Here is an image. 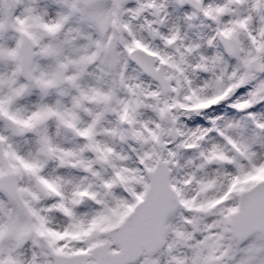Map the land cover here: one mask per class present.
I'll return each instance as SVG.
<instances>
[{"label":"snow or ice","instance_id":"snow-or-ice-1","mask_svg":"<svg viewBox=\"0 0 264 264\" xmlns=\"http://www.w3.org/2000/svg\"><path fill=\"white\" fill-rule=\"evenodd\" d=\"M0 264H264V0H0Z\"/></svg>","mask_w":264,"mask_h":264}]
</instances>
